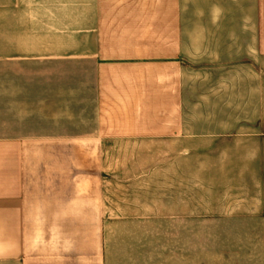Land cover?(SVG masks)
<instances>
[{
	"label": "crops",
	"instance_id": "1",
	"mask_svg": "<svg viewBox=\"0 0 264 264\" xmlns=\"http://www.w3.org/2000/svg\"><path fill=\"white\" fill-rule=\"evenodd\" d=\"M96 1L89 7L82 0L83 10L91 8L82 15L122 19L103 30H88L91 44L81 40V55L75 58L98 66L90 85L81 77L79 109L73 108L74 89L65 83L58 93L56 74L48 71L44 87L32 91L44 97L43 103L29 111L25 0H0V264H194L192 241L198 237L180 225L183 211L169 210L185 207V201L106 200L102 186L104 161L113 153L101 145L185 142L177 105L167 107L165 117L157 120L153 109L145 107L150 102L147 83L153 82L146 73L151 76L152 65L168 71L183 63L179 9L170 19L167 9L162 10V24L156 28L145 24L152 22L147 19L151 11L138 8V1L146 0ZM138 17H145L144 24ZM52 42L44 45L50 48L45 55L33 58L50 64L58 58L74 60L57 56ZM176 74L172 79L178 81ZM161 75L159 84L168 80ZM58 97L63 103L58 104ZM26 144L63 146L32 151ZM150 155L132 151V159ZM160 156L178 159L184 153ZM28 159L60 163L48 167L45 178L26 167Z\"/></svg>",
	"mask_w": 264,
	"mask_h": 264
},
{
	"label": "rangeland",
	"instance_id": "2",
	"mask_svg": "<svg viewBox=\"0 0 264 264\" xmlns=\"http://www.w3.org/2000/svg\"><path fill=\"white\" fill-rule=\"evenodd\" d=\"M84 1L89 7L97 2ZM101 4L103 8L105 3ZM138 8L151 11L147 19L152 22L145 24L156 28L161 27L162 10L167 9L170 19V13L179 9L183 63L168 71L152 65L151 76L146 73L153 82L147 83L150 102L145 107L153 109L152 118L157 120L165 117L167 107L177 105L178 118L185 122V142L101 145L113 153L104 161V198L168 200L178 205L185 201V207L169 210L183 211L180 225L198 237L192 241L194 264H264V0H146L138 1ZM87 11L91 8L83 10L82 0H25L29 111L43 103L44 97L32 91L44 87L48 71L56 74L58 93L65 83L74 89L73 108L79 109L81 77L90 85L98 66L75 58L81 55V40L91 44L88 30H103L122 19L82 15ZM144 20L138 17L140 24ZM49 40L57 56L70 55L74 60L58 58L50 64L34 59L50 49L44 47ZM176 72L178 81L172 79ZM159 73L168 80L159 84ZM57 99L63 103L62 97ZM61 146L26 144L25 148L50 151ZM132 151L151 155L132 159ZM172 151L183 152L184 157L160 156ZM58 163L28 159L26 167L47 178L48 167Z\"/></svg>",
	"mask_w": 264,
	"mask_h": 264
}]
</instances>
